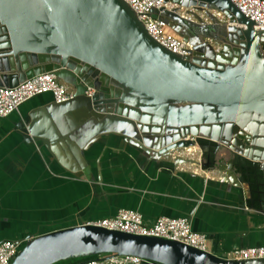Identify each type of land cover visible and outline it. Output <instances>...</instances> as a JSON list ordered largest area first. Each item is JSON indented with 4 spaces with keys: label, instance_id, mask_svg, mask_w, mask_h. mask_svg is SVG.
Listing matches in <instances>:
<instances>
[{
    "label": "water",
    "instance_id": "obj_1",
    "mask_svg": "<svg viewBox=\"0 0 264 264\" xmlns=\"http://www.w3.org/2000/svg\"><path fill=\"white\" fill-rule=\"evenodd\" d=\"M166 1L185 7L193 19L175 8L151 9L149 16L190 45L185 55L153 40L123 0H0V86L52 72L72 89L68 100L34 109L16 128L24 140L40 141L68 172L87 178L82 151L108 134L145 156L244 184L248 200L250 174L261 179L255 183L263 187L255 210L264 215V31L230 0ZM198 138L207 143L198 144ZM195 143L197 159L171 155ZM104 253L158 264H264V258L233 260L178 241L85 223L27 235L9 264Z\"/></svg>",
    "mask_w": 264,
    "mask_h": 264
},
{
    "label": "crops",
    "instance_id": "obj_2",
    "mask_svg": "<svg viewBox=\"0 0 264 264\" xmlns=\"http://www.w3.org/2000/svg\"><path fill=\"white\" fill-rule=\"evenodd\" d=\"M50 101L48 93L35 95L0 117V241L24 240L127 208L145 225L159 216L187 217L190 228L206 236L207 251L219 257L234 248L264 246V215L247 205L244 184L221 182L219 174L198 166L145 156L118 135L100 136L82 151L88 178L68 172L40 141L24 140L16 128ZM115 257L96 258H106L102 264H133L114 262ZM137 264L158 263L141 259Z\"/></svg>",
    "mask_w": 264,
    "mask_h": 264
},
{
    "label": "built area",
    "instance_id": "obj_3",
    "mask_svg": "<svg viewBox=\"0 0 264 264\" xmlns=\"http://www.w3.org/2000/svg\"><path fill=\"white\" fill-rule=\"evenodd\" d=\"M135 12L137 19L143 24L148 35L157 43L172 53L185 55L190 45L172 32L162 20L149 16L151 9H176V12L187 19H193L191 14L185 13V7L176 3L164 0H123ZM236 8L253 22V27L264 31V0H230ZM188 10L196 11L194 7ZM219 21H226L223 14L216 10H209ZM199 17L206 20L202 11H196ZM262 51L264 53V44ZM90 90H86L87 95ZM48 93L51 100L60 103L71 97L72 89L65 83L57 79L52 72H43L25 79L13 87L0 86V117H5L27 99ZM190 138V137H188ZM198 147L193 146L179 147L177 151L171 153L172 156H180L183 159H197ZM85 224L102 227L109 230L138 234L143 236H154L168 240H174L193 247L197 250L206 251L207 241L203 233L195 232L190 228L187 217H166L159 216L149 224L145 225L141 215L127 208L118 209L113 216L85 222ZM23 240H1L0 241V264H9L12 257L16 254ZM224 258L233 260L264 258V246H251L245 248H234ZM141 259L134 256H118L114 262H131L137 264ZM76 264H102L95 258L85 259Z\"/></svg>",
    "mask_w": 264,
    "mask_h": 264
},
{
    "label": "trees",
    "instance_id": "obj_4",
    "mask_svg": "<svg viewBox=\"0 0 264 264\" xmlns=\"http://www.w3.org/2000/svg\"><path fill=\"white\" fill-rule=\"evenodd\" d=\"M196 142L200 145H204L207 143L206 140L204 139H196ZM211 145H213V143H210ZM221 153H224L223 159H227L228 153L223 149V148H219L218 150ZM249 173H251V170H248ZM245 179H247L249 181V188H250V199L247 201V205L249 207H251L252 209H257L258 207V203H257V199L258 198H262L261 195H259L257 192L261 191L262 189L259 187L255 186V183H257L259 180L258 179H254L250 174L248 177H245ZM98 255H88V256H79V257H69V258H65L59 261L54 262L53 264H75L78 263L80 261H83L85 259H89V258H96Z\"/></svg>",
    "mask_w": 264,
    "mask_h": 264
},
{
    "label": "flooded vegetation",
    "instance_id": "obj_5",
    "mask_svg": "<svg viewBox=\"0 0 264 264\" xmlns=\"http://www.w3.org/2000/svg\"><path fill=\"white\" fill-rule=\"evenodd\" d=\"M235 161V160H234ZM243 164L247 165L248 166V163H245V162H242ZM258 171L256 172V174L258 175ZM259 181L257 183H260L261 182V179L257 178ZM261 189H263V187H259Z\"/></svg>",
    "mask_w": 264,
    "mask_h": 264
},
{
    "label": "bare ground",
    "instance_id": "obj_6",
    "mask_svg": "<svg viewBox=\"0 0 264 264\" xmlns=\"http://www.w3.org/2000/svg\"><path fill=\"white\" fill-rule=\"evenodd\" d=\"M259 141H261V140H259Z\"/></svg>",
    "mask_w": 264,
    "mask_h": 264
}]
</instances>
